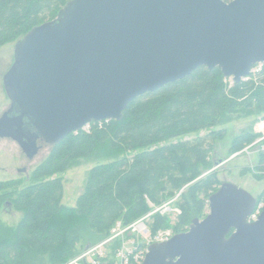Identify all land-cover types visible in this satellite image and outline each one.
<instances>
[{
  "label": "water",
  "instance_id": "1",
  "mask_svg": "<svg viewBox=\"0 0 264 264\" xmlns=\"http://www.w3.org/2000/svg\"><path fill=\"white\" fill-rule=\"evenodd\" d=\"M256 63H264V0H70L15 44L0 139L32 160L40 143L120 121L131 101L199 67L238 83ZM255 204L222 183L208 214L150 245L142 264H264V209L247 222Z\"/></svg>",
  "mask_w": 264,
  "mask_h": 264
},
{
  "label": "trees",
  "instance_id": "2",
  "mask_svg": "<svg viewBox=\"0 0 264 264\" xmlns=\"http://www.w3.org/2000/svg\"><path fill=\"white\" fill-rule=\"evenodd\" d=\"M69 1L0 0V46L53 21ZM258 81L230 84L218 68L199 67L131 101L120 121L93 122L52 146L30 184L16 191L0 183V208L9 203L22 213L13 231L0 230V264H34L31 260L39 256L61 264L79 242L81 250L101 242L117 222L132 223L146 215L151 204L166 202L183 187L174 234L186 232L193 219L204 218L208 198L216 191L213 174L199 178L212 166L208 156L213 142L224 134L213 128L225 114L264 113V71ZM203 131L206 134L199 136ZM256 138L253 132L236 136L229 153ZM104 144L122 157L94 166L74 207L62 205L59 175ZM255 170L264 172V152ZM255 178L264 181V174ZM151 220L152 233L169 226L165 217L153 215ZM118 246L112 245V255Z\"/></svg>",
  "mask_w": 264,
  "mask_h": 264
},
{
  "label": "rangeland",
  "instance_id": "3",
  "mask_svg": "<svg viewBox=\"0 0 264 264\" xmlns=\"http://www.w3.org/2000/svg\"><path fill=\"white\" fill-rule=\"evenodd\" d=\"M20 40L21 38H18L0 46V116L10 104V101L8 100L3 89L2 78L13 63L14 46ZM262 118H264V113L252 114L249 112H237L220 116L213 130L224 131V134L222 138L216 139L213 142L212 149L208 156V162H210L212 166L211 168L202 171L199 178H204L210 174H213L217 181L215 190H217L222 183H231L251 194L256 199V201L264 204V181L255 178V175H262L261 172H257L255 170L258 156L261 154V151L257 152V148H255L252 149L250 155L242 154L234 158L231 157L233 153H229L231 141L242 133L254 132L257 122ZM84 128L88 129L89 125ZM205 134L206 132L203 131L198 135L203 136ZM193 137L194 135L185 139H192ZM40 144L42 145V148L39 150L38 154L32 160H29L25 157L15 142L9 139H0V183L9 184L8 187L13 188H7L15 189L16 191H19L23 187L30 184L32 182L33 171L45 161L52 149V146L48 144ZM117 157L120 158L122 156L111 151L107 144H104L97 148L95 153L89 159L77 160L73 162L64 173L59 175L63 184V197L61 201L62 205L66 207H74L76 199L83 192L88 172L94 166L99 164H108L116 160ZM23 169L24 171H22ZM184 189L185 187L178 191V197L173 203L170 204L171 209H177L180 211V213H175L169 210H160L155 214L168 219L169 226L166 229H159L152 233L150 231L152 220H144V223L148 229V235L153 236L158 231L166 230H170L172 233L175 232L174 227L178 217L182 213L181 208L178 206V201L180 200V196ZM176 195L166 202L174 199ZM164 203L159 205L151 204V210L161 208ZM207 214L208 208L206 207L204 209L203 216L205 217ZM21 217L22 213L20 211L10 207L9 212H6L2 206L0 208V230L13 231ZM202 218L199 219L201 220ZM71 227L73 226L71 225ZM114 227L115 226H113L111 230H113ZM111 230L107 237L110 236ZM97 244L90 245L87 249L81 250V243L79 242L75 246L74 254L72 256L65 257L61 264H66L73 261L75 258L84 254ZM126 244H129V241H127ZM111 258L112 251L108 253V260ZM31 261L34 264H50L46 256H39L32 259Z\"/></svg>",
  "mask_w": 264,
  "mask_h": 264
},
{
  "label": "built area",
  "instance_id": "4",
  "mask_svg": "<svg viewBox=\"0 0 264 264\" xmlns=\"http://www.w3.org/2000/svg\"><path fill=\"white\" fill-rule=\"evenodd\" d=\"M263 71L264 63H256L251 67L249 75L241 78L240 81L258 83ZM228 81L230 84L234 82L231 78H228ZM253 133L257 134V138L242 150L233 153L232 158L242 154L250 155L252 149L255 148H257V152H264V118L257 122ZM178 195L174 199L164 203L161 208L152 209L146 215L130 224L123 225L121 222H117L113 230H111L109 237L66 264H142L150 245L166 242L174 236V233L170 230L158 231L153 236L148 235V229L144 220L151 219L160 210L180 213L179 210L170 208V204L176 200ZM263 209L264 204L256 201L252 213L247 218V222L252 223L256 221ZM127 241H129V244H126ZM114 243H118L119 246L113 250L112 258L108 260V253L111 251Z\"/></svg>",
  "mask_w": 264,
  "mask_h": 264
},
{
  "label": "flooded vegetation",
  "instance_id": "5",
  "mask_svg": "<svg viewBox=\"0 0 264 264\" xmlns=\"http://www.w3.org/2000/svg\"><path fill=\"white\" fill-rule=\"evenodd\" d=\"M225 1V0H224ZM231 0H229V1H225V2H230ZM175 235V234H174Z\"/></svg>",
  "mask_w": 264,
  "mask_h": 264
}]
</instances>
